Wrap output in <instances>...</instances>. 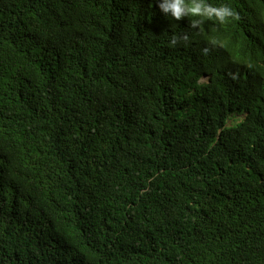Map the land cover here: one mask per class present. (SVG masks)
<instances>
[{
	"label": "trees",
	"instance_id": "trees-1",
	"mask_svg": "<svg viewBox=\"0 0 264 264\" xmlns=\"http://www.w3.org/2000/svg\"><path fill=\"white\" fill-rule=\"evenodd\" d=\"M208 2L0 0V264H264V0Z\"/></svg>",
	"mask_w": 264,
	"mask_h": 264
},
{
	"label": "clouds",
	"instance_id": "clouds-1",
	"mask_svg": "<svg viewBox=\"0 0 264 264\" xmlns=\"http://www.w3.org/2000/svg\"><path fill=\"white\" fill-rule=\"evenodd\" d=\"M158 10L168 19L179 21L188 19V27L199 30L206 21L225 24L238 19L237 14L227 4L214 5L208 0H156ZM178 40L187 41V34L174 35L171 43L175 45Z\"/></svg>",
	"mask_w": 264,
	"mask_h": 264
},
{
	"label": "rangeland",
	"instance_id": "rangeland-1",
	"mask_svg": "<svg viewBox=\"0 0 264 264\" xmlns=\"http://www.w3.org/2000/svg\"><path fill=\"white\" fill-rule=\"evenodd\" d=\"M242 118H243V114H242V115H237L234 119H235L236 121H240ZM232 123H233V120H232V119H229V121H228V125H229V124H232Z\"/></svg>",
	"mask_w": 264,
	"mask_h": 264
}]
</instances>
